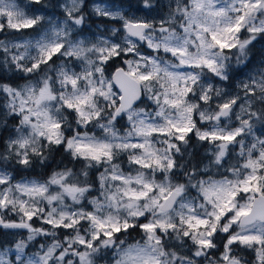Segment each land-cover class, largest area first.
<instances>
[{
	"label": "snow or ice",
	"instance_id": "obj_1",
	"mask_svg": "<svg viewBox=\"0 0 264 264\" xmlns=\"http://www.w3.org/2000/svg\"><path fill=\"white\" fill-rule=\"evenodd\" d=\"M139 2L0 0V264H264V0Z\"/></svg>",
	"mask_w": 264,
	"mask_h": 264
},
{
	"label": "trees",
	"instance_id": "obj_2",
	"mask_svg": "<svg viewBox=\"0 0 264 264\" xmlns=\"http://www.w3.org/2000/svg\"><path fill=\"white\" fill-rule=\"evenodd\" d=\"M21 1V0H20ZM97 2L100 3H107L109 5H116L118 6L125 14L127 12H132L135 13L137 15H145L144 11H140L138 9H140L142 7V5L140 4L139 0H97ZM24 6H25V1H24ZM36 7H38L37 5H32V8L35 9ZM49 11H51V9H49ZM117 25V24H116ZM31 32V30H26L24 34L29 35ZM14 36H18V34H13ZM5 37V34H0V38ZM251 63L249 64V69H253L255 66L259 65L261 61H264V40H258L254 43V45L252 46V50H251ZM54 60H56V62L58 63L59 60L57 58L54 57ZM248 69H245V72H247ZM242 78V77H240ZM238 80H234L232 82H237ZM193 142H195V137H193ZM210 148V145L207 143H204L203 145L198 147V152L201 156H203L206 152V150H208ZM57 158L59 159V155L57 156ZM55 163V162H53ZM51 167L52 165L50 164L48 166V168H41V167H35L33 170L31 171H24L22 169H17V170H13V175L15 176L16 180L23 178H28V179H44L46 178L48 172L51 171ZM125 168H127L126 163H125ZM95 194V193H93ZM8 218L11 219H18L15 216H11L9 215ZM37 226H39V222L37 221ZM11 231H16V230H11ZM9 230H4V229H0V241H4V240H12L13 236L11 234H8ZM121 238L123 239L124 237L121 236ZM139 233L138 231L136 232H132L131 236H129L127 238L128 243L139 239ZM239 255L244 256L248 261L249 264H251V260L253 259V254L248 253V252H240L238 253ZM110 256V254H109ZM109 264L111 263V260L109 259L107 262L103 259L98 261V264Z\"/></svg>",
	"mask_w": 264,
	"mask_h": 264
},
{
	"label": "rangeland",
	"instance_id": "obj_3",
	"mask_svg": "<svg viewBox=\"0 0 264 264\" xmlns=\"http://www.w3.org/2000/svg\"><path fill=\"white\" fill-rule=\"evenodd\" d=\"M24 1H25V4H26V2H27V0H16V3L19 5V6H21V7H24ZM126 14H128V15H136V16H143V15H137V14H135V13H132V12H127ZM117 27L119 26L118 24L116 25ZM25 35V37L26 36H28V35H26V34H24ZM14 36V35H13ZM15 37V36H14ZM2 38H4V37H2ZM256 67V66H255ZM254 67V68H255ZM253 68V69H254ZM240 79H243V77L242 78H240ZM238 82V81H237ZM237 82H232L231 84H229L228 85V87L232 90V91H235L236 90V88H235V85H236V83ZM210 148H211V145H210ZM209 148V149H210ZM126 166H127V164H126ZM216 178H219V176H216ZM28 179V178H27ZM133 242H135V240L134 241H132V242H130V243H133ZM101 264H104V263H101ZM109 264H111V263H109Z\"/></svg>",
	"mask_w": 264,
	"mask_h": 264
}]
</instances>
